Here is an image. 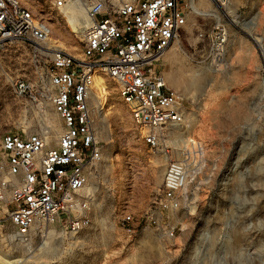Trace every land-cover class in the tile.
I'll return each instance as SVG.
<instances>
[{
    "label": "rangeland",
    "instance_id": "1",
    "mask_svg": "<svg viewBox=\"0 0 264 264\" xmlns=\"http://www.w3.org/2000/svg\"><path fill=\"white\" fill-rule=\"evenodd\" d=\"M87 1L73 2L84 16ZM195 2L203 13L192 10L180 44L157 66L167 85L185 96L186 124L157 130L160 144L150 148L141 138L146 130L132 123L117 85L100 74L89 98L102 146L101 161L88 185L93 194L89 226L78 234L49 229L42 236L33 234L23 245L0 241V264H234L235 243L248 235L237 226L234 195L249 186L255 190L251 194L258 206L256 217L264 228V0H229L224 8L209 0ZM48 6L44 17L52 29L50 39L81 59L84 29L70 23L68 11ZM218 22L228 28V51L225 62L214 66L207 58V40L198 34ZM44 52L15 43L1 55L0 138L38 133L53 145L58 137L61 122L50 101L44 97L31 105L15 99L10 86L24 79L47 88L51 62ZM50 125L56 136L44 134ZM187 136L207 146L217 168L211 184L196 194L190 216L178 212L185 231L167 238L153 227L145 229L143 220L161 189L166 164L179 157L182 149L177 146ZM125 214L134 217L133 233L121 229Z\"/></svg>",
    "mask_w": 264,
    "mask_h": 264
},
{
    "label": "built area",
    "instance_id": "2",
    "mask_svg": "<svg viewBox=\"0 0 264 264\" xmlns=\"http://www.w3.org/2000/svg\"><path fill=\"white\" fill-rule=\"evenodd\" d=\"M192 1L196 0H88L81 59L64 49L51 51L45 89L24 79L11 82L15 99L33 105L47 98L61 124L53 145L38 133H7L0 138V241L6 246L27 244L33 234L42 236L49 229L78 234L89 226L93 194L88 185L102 150L89 98L100 74L117 85L132 123L146 130L141 138L150 148L160 144L157 130L186 124L187 100L167 85L157 66L172 46L180 44L193 13ZM37 2L0 0V57L15 43L33 52L45 49L51 35L45 7L61 12L73 2L80 4L79 0ZM209 2L217 8L229 4V0ZM198 38L207 40L211 64L225 62V24L218 22ZM261 53L264 57V50ZM216 168L207 146L187 136L179 157L166 164L143 227L162 231L167 238L183 233L178 212L190 216L196 194L211 184ZM251 190L252 186L239 188L234 195L237 226L248 234L235 243L234 264H264V228L256 217L259 211ZM134 221L125 214L121 229L133 233Z\"/></svg>",
    "mask_w": 264,
    "mask_h": 264
},
{
    "label": "bare ground",
    "instance_id": "3",
    "mask_svg": "<svg viewBox=\"0 0 264 264\" xmlns=\"http://www.w3.org/2000/svg\"><path fill=\"white\" fill-rule=\"evenodd\" d=\"M34 3L36 4L37 3V0H33ZM75 3V2H74ZM198 6L197 3L195 1H192L191 3V8L192 10H195L196 12H199V13H196V14H201L203 12L200 13L199 9H198ZM77 6L76 5H72L71 6H68L67 8L64 9V12L68 11L67 15L69 17V20H70V23L71 24H76L77 27H79V25H81V27L79 28H85L86 25L88 24V20L86 18V16H84L82 13L76 11L77 9ZM85 13V12H84ZM230 21V20H229ZM232 22V21H231ZM76 29V28H75ZM51 33H52V29H51ZM51 38V35L49 36L47 42H46V48L45 49H40V52H47L44 54H49L51 55V51H54V50H58L60 49V46H57L55 45L56 41H52L53 39H50ZM256 40V39H255ZM58 42V41H57ZM257 42V41H256ZM179 45V44H176V46ZM175 46V45H174ZM172 46L171 47V50L172 48L174 47ZM165 55V54H164ZM164 57V56H163ZM162 57V58H163ZM98 80V79H97ZM96 81V80H95ZM101 86V85H100ZM101 88L103 89V86H101ZM93 102L95 103L96 102V99L94 98ZM188 116V115H187ZM47 132L44 133L46 134V136H51V135H55L56 136V128L53 126V125H50L49 127H47ZM146 132V131H145ZM184 142V141H183ZM177 148H181L182 149V146H177Z\"/></svg>",
    "mask_w": 264,
    "mask_h": 264
}]
</instances>
